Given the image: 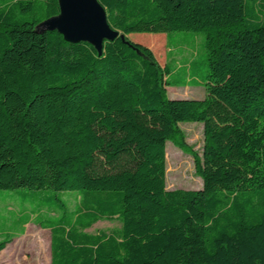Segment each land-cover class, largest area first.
<instances>
[{"label": "trees", "instance_id": "obj_1", "mask_svg": "<svg viewBox=\"0 0 264 264\" xmlns=\"http://www.w3.org/2000/svg\"><path fill=\"white\" fill-rule=\"evenodd\" d=\"M97 1L124 37L100 55L40 32L58 0H0V191L35 205L49 264H264V0ZM177 33L201 37L184 83L129 40ZM180 86L206 95L168 99ZM182 123L203 127L202 188L167 191Z\"/></svg>", "mask_w": 264, "mask_h": 264}, {"label": "rangeland", "instance_id": "obj_2", "mask_svg": "<svg viewBox=\"0 0 264 264\" xmlns=\"http://www.w3.org/2000/svg\"><path fill=\"white\" fill-rule=\"evenodd\" d=\"M129 40L151 49L161 66H164L168 58L169 61L171 60V71L175 74L169 77V81L184 83L187 81V78L183 76L185 65L191 59L201 60V37L192 33L174 34L169 48L166 47L167 41L163 35L131 34ZM166 93L170 100H201L206 95L203 88L192 86L167 87ZM179 128L189 151L181 149L172 142L166 143L165 189L167 191L200 190L202 180L196 172L195 157L200 160L202 155L204 145L202 124L182 123ZM15 193L0 191V233L4 234L3 237L7 234L13 236L11 243L0 253V264H49V231L40 228L31 220V215L36 214L35 205L26 204L24 208H19L20 198ZM68 199L71 207L74 199L72 197ZM41 214L46 216L45 211ZM47 216L51 217V215ZM43 219L46 220V218ZM24 223L28 224L23 226ZM119 228L120 225L116 220L100 221L85 232L94 235L100 232L117 231Z\"/></svg>", "mask_w": 264, "mask_h": 264}, {"label": "water", "instance_id": "obj_3", "mask_svg": "<svg viewBox=\"0 0 264 264\" xmlns=\"http://www.w3.org/2000/svg\"><path fill=\"white\" fill-rule=\"evenodd\" d=\"M59 14L43 22L40 32H57L69 44L87 43L98 55L104 42L124 37L112 30L97 0H58Z\"/></svg>", "mask_w": 264, "mask_h": 264}]
</instances>
